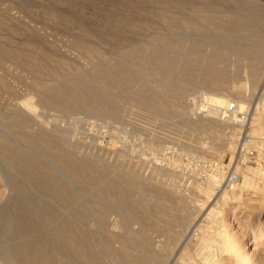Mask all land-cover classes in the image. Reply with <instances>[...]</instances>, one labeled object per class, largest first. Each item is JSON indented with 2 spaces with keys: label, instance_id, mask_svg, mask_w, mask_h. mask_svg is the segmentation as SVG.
<instances>
[{
  "label": "rangeland",
  "instance_id": "obj_1",
  "mask_svg": "<svg viewBox=\"0 0 264 264\" xmlns=\"http://www.w3.org/2000/svg\"><path fill=\"white\" fill-rule=\"evenodd\" d=\"M68 219L90 264H264V0H0V264H83Z\"/></svg>",
  "mask_w": 264,
  "mask_h": 264
},
{
  "label": "bare ground",
  "instance_id": "obj_2",
  "mask_svg": "<svg viewBox=\"0 0 264 264\" xmlns=\"http://www.w3.org/2000/svg\"><path fill=\"white\" fill-rule=\"evenodd\" d=\"M83 163H79L78 162V164H77V170H76V167H75V171L73 172V175H74V177H75V179L78 181H82V182H84L85 180H86V184L87 183H89L88 181H90V182H92V179H91V177H90V180H88L87 178H83L81 175H80V177H79V175L78 174H80V173H77V171L78 170H81V168H82V165ZM80 172V171H79ZM20 173V172H19ZM93 178V177H92ZM97 180V179H96ZM40 184V183H39ZM88 185V184H87ZM45 186V185H44ZM58 187V186H57ZM61 187V186H60ZM59 187V188H60ZM63 188V187H62ZM44 189H46L47 190V193H48V196H50V198H51V201L49 202H47V201H44L43 200V202H41L40 204L42 205V206H40V207H45L44 209L45 210H47V212H49V213H52V212H54V203H53V201L54 200H52V199H54L53 197H52V195H54L55 196V193H54V191H50L49 190V188H47V185H46V187L44 188ZM58 188H57V190H55V191H57L58 192ZM45 191V190H44ZM57 192H56V196L59 194H57ZM62 195V194H61ZM61 195H60V197H61ZM28 197V196H27ZM45 197V196H44ZM59 196H57V198H58ZM42 198V197H41ZM48 198V197H47ZM56 199V198H55ZM49 200V199H48ZM127 201V200H126ZM39 204V203H38ZM94 205V204H93ZM126 206V205H125ZM90 207V206H89ZM25 214H26V212H25ZM70 214V213H69ZM79 216V213H77V217ZM26 217V216H25ZM24 217V218H25ZM18 220V219H17ZM19 221V220H18ZM20 223L21 224H17V226L19 227V230H20V232H21V234H22V232H24V231H29L30 229H31V227L28 229V227H27V223H26V221L24 220V219H21L20 220ZM71 223H72V220H64V222L61 224V226H60V231H61V233H62V235H60V237H63L62 238V240L64 239H66L65 241L66 242H68L67 240L68 239H71V241H74L76 244H77V247H79V251H78V253H77V257L79 258L78 260H80L81 261V263H83V264H90V257H89V253H88V249L86 250V247H85V238H86V235H85V232L82 230V229H80V228H77L76 229V231L74 230L73 231V228L70 226L71 225ZM36 224V223H35ZM30 225V224H29ZM72 226H74V225H72ZM80 227V226H79ZM70 228H72V230L70 229ZM57 231H59V230H57ZM59 231V232H60ZM67 232H71L70 234H73L72 236H70V235H68L67 234ZM58 232H56V234H57ZM60 233V234H61ZM59 235V234H58ZM50 235H48V236H45V237H42V238H40V239H38V240H36L35 241V243H33V246H34V250L36 251V253H38V259L34 262V260H33V258L31 259V260H33V262H30L31 264H52L51 262H50V258H51V256H53V254L54 253H56L55 251H54V253L52 254L51 252H52V250H51V252L49 251L50 250V246H49V242H50ZM54 238H56V237H54ZM58 238V237H57ZM30 239V238H29ZM53 239V238H52ZM63 240V241H64ZM52 241V240H51ZM63 241H62V243H63ZM70 241V240H69ZM61 242V241H60ZM51 243H53V242H51ZM60 244V243H58L57 242V240H56V242L55 243H53V245H52V248L53 247H55V245L54 244ZM71 243V242H70ZM56 244V245H57ZM64 245H66L65 243H63ZM62 244V246H64ZM68 244V243H67ZM69 245L71 246V244H68L67 246L69 247ZM67 246H66V249H64L65 250V252H66V250H67ZM74 246H76V245H74ZM59 248H60V246H58ZM51 248V249H52ZM56 248V247H55ZM58 248V249H59ZM63 248V247H62ZM76 248V247H75ZM88 248V247H87ZM57 249V250H58ZM73 249V248H72ZM78 249V248H77ZM56 250V249H55ZM69 250V249H68ZM73 250H76V249H73ZM21 251V250H20ZM24 251V250H23ZM31 250H29V252H30ZM59 251H60V249H59ZM62 251V250H61ZM61 251H60V253H61ZM22 252V251H21ZM24 252H26V251H24ZM33 252V254H34V251H32ZM64 252V253H65ZM100 252V251H99ZM27 253V252H26ZM36 253H35V255H36ZM50 253L52 254V255H50ZM67 253H69V251L67 252ZM66 253V255H70V253L69 254H67ZM72 253V252H71ZM92 253V252H91ZM90 253V254H91ZM93 254V253H92ZM91 254V255H92ZM23 255V254H22ZM22 255H21V257H22ZM25 255V254H24ZM27 255V254H26ZM31 255H32V253H31ZM56 255V254H55ZM54 255V257H56ZM59 255V254H58ZM90 255V256H91ZM95 255V254H94ZM33 257H36V256H34V255H32ZM31 256V257H32ZM50 256V257H49ZM97 256V255H96ZM18 257V256H17ZM30 257V258H31ZM29 258V257H28ZM99 258V257H98ZM23 259V258H22ZM52 259H54V258H52ZM30 261V260H29ZM85 261V262H84ZM95 261V260H94ZM100 260L98 259V261L97 262H99ZM22 263H23V261H22ZM55 264V263H54ZM97 264V263H96Z\"/></svg>",
  "mask_w": 264,
  "mask_h": 264
},
{
  "label": "built area",
  "instance_id": "obj_3",
  "mask_svg": "<svg viewBox=\"0 0 264 264\" xmlns=\"http://www.w3.org/2000/svg\"><path fill=\"white\" fill-rule=\"evenodd\" d=\"M218 111L221 113V116L230 117L233 119L236 118L237 121L239 118H243L241 109L234 107V105L232 104H229L221 108L218 107Z\"/></svg>",
  "mask_w": 264,
  "mask_h": 264
}]
</instances>
